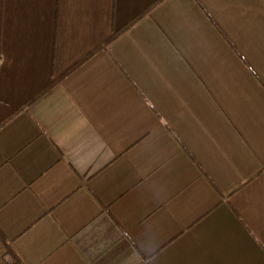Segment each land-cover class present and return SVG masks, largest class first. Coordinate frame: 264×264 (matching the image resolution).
Returning <instances> with one entry per match:
<instances>
[{"label":"crops","instance_id":"1","mask_svg":"<svg viewBox=\"0 0 264 264\" xmlns=\"http://www.w3.org/2000/svg\"><path fill=\"white\" fill-rule=\"evenodd\" d=\"M0 264H264V0H0Z\"/></svg>","mask_w":264,"mask_h":264},{"label":"trees","instance_id":"2","mask_svg":"<svg viewBox=\"0 0 264 264\" xmlns=\"http://www.w3.org/2000/svg\"><path fill=\"white\" fill-rule=\"evenodd\" d=\"M0 239L6 245L8 258H10V260L12 261V263H17L18 262L17 258L13 254L12 250L8 246V243L5 241V239H4V237L2 236L1 233H0Z\"/></svg>","mask_w":264,"mask_h":264}]
</instances>
